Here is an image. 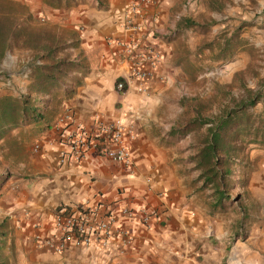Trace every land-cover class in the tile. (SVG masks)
I'll return each mask as SVG.
<instances>
[{
  "label": "crops",
  "instance_id": "1",
  "mask_svg": "<svg viewBox=\"0 0 264 264\" xmlns=\"http://www.w3.org/2000/svg\"><path fill=\"white\" fill-rule=\"evenodd\" d=\"M99 1L101 8L82 5L73 13L87 64L60 115L70 110L91 131L96 117L122 119L132 131L126 143L134 164L126 167L94 151L79 163L61 164L59 116L49 127L0 128V144L25 135L19 149L26 156L21 176L0 175V264H264V166L252 181L249 206L238 207L233 219L210 215L207 194L197 193L193 176L185 173L190 154L170 144V104L185 75L176 49L183 30L174 15L180 0H160L139 14L131 12L132 0ZM129 24L140 30L126 31ZM150 47L161 53L154 77L131 79L134 64L144 63ZM121 80L128 83L125 93L116 89ZM8 85L0 77V99L12 97ZM37 143L41 150L35 152ZM83 204L112 211L131 243L115 237L102 251L72 246L56 254L38 241L56 234L61 207ZM125 207L134 210L133 218L122 214Z\"/></svg>",
  "mask_w": 264,
  "mask_h": 264
},
{
  "label": "rangeland",
  "instance_id": "2",
  "mask_svg": "<svg viewBox=\"0 0 264 264\" xmlns=\"http://www.w3.org/2000/svg\"><path fill=\"white\" fill-rule=\"evenodd\" d=\"M19 5L22 29L20 37H13L5 58L0 62V77L11 81L8 91L12 98L34 95L32 90L39 67L65 61L80 64L83 71L68 66L64 88H75V80L86 70V58L81 48L79 31L74 26L73 13L82 5L102 7L99 0H60L54 7L49 0H8ZM178 32L176 49L184 65L185 74L177 81L174 103L170 104L172 128L170 144L177 151L190 154L186 174L193 176V188L207 194L210 215L221 214L233 219L238 207L250 205L252 181L264 166V143H252L250 134L245 141L236 139L241 152L230 163L227 177L231 200L224 201L216 211L212 208L215 189L204 187L199 181L202 170L196 168L191 157L197 155L210 135V129L220 122L235 118V112L244 108V119L250 117L256 126H264V0H180L174 8ZM187 22V24H186ZM55 100L49 104L62 112L68 98L56 90L42 94L40 99ZM259 98V99H258ZM256 105H248L252 100ZM242 116V115H239ZM208 120L204 126L183 131L193 120ZM242 118V117H240ZM234 120L231 129L239 122ZM211 121L212 123H209ZM25 127V126H24ZM14 135L0 144V175L18 178L24 173V150ZM29 143V142H27ZM254 207V204H253Z\"/></svg>",
  "mask_w": 264,
  "mask_h": 264
},
{
  "label": "built area",
  "instance_id": "3",
  "mask_svg": "<svg viewBox=\"0 0 264 264\" xmlns=\"http://www.w3.org/2000/svg\"><path fill=\"white\" fill-rule=\"evenodd\" d=\"M159 2L160 0H132L130 9L133 14H139L144 8L157 5ZM134 30L139 31L140 27L133 24L126 26V31ZM118 45L124 46L129 53L135 49L132 46H125L122 42ZM143 62L134 64L131 79L142 82L152 79L161 62V53L150 47L143 57ZM127 87L128 83L125 80L116 84L119 93H125ZM143 90L141 87L140 91ZM94 124L95 131H91L85 125L76 123L70 110L59 115L56 125L62 143L59 151L60 163L65 164L70 161L79 163L94 151L117 164L132 167L134 159L126 143V136L127 134L132 136V131L126 123L122 119L105 121L101 117H96ZM71 127L74 128L71 130ZM33 149L35 152L40 151V143H37ZM121 212L129 218L134 217V210L128 207L123 208ZM149 219V214L145 212L143 223L147 225ZM117 222L118 219L112 211H104L99 206L89 204L77 207L63 206L55 216L56 234L45 239L37 236V239L56 254H65L72 246L102 251L115 237L122 238L126 244L131 243L129 232L119 228Z\"/></svg>",
  "mask_w": 264,
  "mask_h": 264
},
{
  "label": "trees",
  "instance_id": "4",
  "mask_svg": "<svg viewBox=\"0 0 264 264\" xmlns=\"http://www.w3.org/2000/svg\"><path fill=\"white\" fill-rule=\"evenodd\" d=\"M48 2L54 7L60 4V0H49ZM20 20L19 5L12 1L0 0V62L7 54L11 39L22 35V29L19 27ZM68 66L79 67L78 70L81 71L84 69L80 64H68L64 60L57 64L39 67L32 87L35 96L30 94L22 96L21 99L5 96L0 99V128H19L32 124H44L49 127L60 113L58 109H52L49 105L55 100V97L46 100L45 105L40 96L50 93L52 90H56V95L63 93L68 99L73 96L75 88L67 89L62 84L68 77ZM74 83L75 86L80 85L78 80H75ZM257 102V99H253L248 105L253 106ZM244 113L243 108L235 112V115L237 114L235 118L221 119L210 129V135L200 152L190 158L192 162H196V168L202 170L199 181H204L203 188L211 185L215 189V199L212 203L214 211L221 207L227 199L231 200L228 194L229 183L227 180L231 173L229 165L234 161L235 155L241 152L236 139H241L243 142L246 140V136L251 134L254 137L252 143H264V126L254 125V121L250 117L244 119ZM239 119L244 120L239 122L235 130H232L231 123ZM207 121L198 118L191 121L183 131L177 132L186 134L188 130L206 125ZM209 123L212 122L209 121ZM262 123L264 124V121Z\"/></svg>",
  "mask_w": 264,
  "mask_h": 264
}]
</instances>
